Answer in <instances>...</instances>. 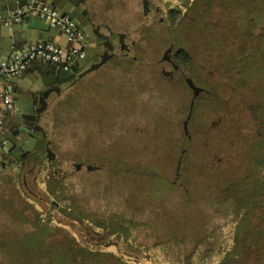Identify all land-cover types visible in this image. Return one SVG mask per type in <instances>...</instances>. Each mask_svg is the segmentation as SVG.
Listing matches in <instances>:
<instances>
[{
  "label": "rangeland",
  "instance_id": "374dc122",
  "mask_svg": "<svg viewBox=\"0 0 264 264\" xmlns=\"http://www.w3.org/2000/svg\"><path fill=\"white\" fill-rule=\"evenodd\" d=\"M125 1L129 49L48 97L54 156L0 171V264H264V0Z\"/></svg>",
  "mask_w": 264,
  "mask_h": 264
},
{
  "label": "water",
  "instance_id": "95a60500",
  "mask_svg": "<svg viewBox=\"0 0 264 264\" xmlns=\"http://www.w3.org/2000/svg\"><path fill=\"white\" fill-rule=\"evenodd\" d=\"M38 3L51 4L57 7L63 14L70 16L89 42V49L86 57L79 59V61L72 64L69 69H63L51 61L40 59L41 63L36 64L43 67L45 72L36 78L39 83L36 89L28 91L29 89L20 87L22 86L20 83V76H8L2 70V63L12 61L9 55L14 50L27 48L31 43L40 41L37 38H33L32 35L30 36L28 31L29 28L44 29L48 32L47 35L51 32L52 28L59 30L58 27L52 26L39 15L30 14L28 12L19 14L17 12V8L19 7L25 5L35 6ZM88 4V0H0V83H2L3 86L9 83L7 87L12 92L13 104L17 107V112L22 114V116L17 114L14 118L16 124L15 134L21 136L24 142L23 148L26 151V146L29 147L28 151L32 150L34 146L33 138H37L40 141V145L37 147L35 146V148L40 150L46 148L47 153H49V159L54 156V152L50 147V141L47 139L45 129L36 122L37 119L41 118L42 113L47 107L50 90L44 92L46 87L52 84L57 86L59 82L69 79H73V82H75L78 78L100 67L111 58L115 52L114 41L110 38V34L113 30L108 26L109 33H106L102 24L97 23L98 18H92ZM23 30L26 33L25 35L21 32ZM117 34L119 36L121 50H124L125 46H127L124 40L125 33ZM43 40L46 41L47 38ZM101 46L105 48L102 53L99 52ZM95 55L99 56V60L93 61ZM86 64H89L88 67L78 72L80 68ZM187 81L190 87L193 88V100L191 102L192 110L194 98L198 94L200 87H198L191 78H187ZM21 97H24V99L21 100ZM39 104L41 105L39 106ZM21 117L25 119L21 120ZM184 124L186 129L187 120H185ZM37 130H40L43 135L40 136ZM3 137L4 135L0 134V140H4ZM20 145L21 142H17V146ZM6 146L11 147L9 143H6ZM3 147H0V171L12 163V160L9 159V153L17 156L13 153L14 151ZM18 150L20 151L19 148ZM80 166L81 164H77L78 168ZM94 166V164H90L88 168H93Z\"/></svg>",
  "mask_w": 264,
  "mask_h": 264
},
{
  "label": "built area",
  "instance_id": "2783aa9c",
  "mask_svg": "<svg viewBox=\"0 0 264 264\" xmlns=\"http://www.w3.org/2000/svg\"><path fill=\"white\" fill-rule=\"evenodd\" d=\"M19 14L28 12L39 15L52 26L62 29L67 40L71 42L69 46H63L54 41H37L31 43L27 49L16 55L14 60L2 63V70L8 76H19L28 67L29 63L35 59L51 61L63 69H69L72 64L79 59L85 58L89 49V43L84 34L78 28L75 21L68 15L63 14L57 7L48 3H38L35 6L25 5L17 8ZM0 99L7 110H13L14 104L9 90L0 87ZM4 119L0 114V127Z\"/></svg>",
  "mask_w": 264,
  "mask_h": 264
},
{
  "label": "flooded vegetation",
  "instance_id": "af4514ba",
  "mask_svg": "<svg viewBox=\"0 0 264 264\" xmlns=\"http://www.w3.org/2000/svg\"><path fill=\"white\" fill-rule=\"evenodd\" d=\"M116 0H108V2L107 3H105V0H88V8H89V12H90V14H91V16H92V18L94 17H97L98 19V21H97V23H100V24H102V26H103V29L106 31V33H109V30H108V26L112 29V26H111V24H110V18L108 17V16H106L105 15V6H107V5H110V4H114V3H116L115 2ZM127 2L128 1H125V2H123V4L127 7V8H139L140 6H141V10H142V14H143V16L145 17V18H147V17H149V15H151V14H154V15H157V14H159L160 12H161V8H162V6H161V4H158L157 3V1L156 0H139L137 3L136 2H131V1H129L128 2V4H127ZM160 2V1H159ZM171 11V10H170ZM108 18L106 21H104V19L105 18ZM167 19V16H165V15H161V16H159V20H161V21H165ZM113 30V29H112ZM117 33H125V37H124V40L126 39V32L125 31H117V32H112L111 34H110V38H111V40H113L114 41V45H115V48L116 47H118L120 50H121V44H120V42H119V36H118V34ZM125 42H126V40H125ZM127 43V42H126ZM128 44V43H127ZM101 49L99 50V52H103L104 50H105V48H103L102 46L100 47ZM125 48L126 49H129V46L127 45V46H125ZM172 49H173V46L171 45L167 50H166V52H165V54H164V56H163V60L165 61V62H168V63H170L171 65H172V67H173V69H174V71H176V72H181V74H182V76H184V79H185V82L187 83V85H188V87L192 90V98H191V101H190V105H189V114H188V116L190 115V110H191V102H192V100H193V88H191L190 87V85H189V83H188V81H187V78H191V77H186L185 76V73H184V71H182L181 70V66L176 62L177 61V58L175 57V58H173V56H172ZM94 58H99V56L98 55H95L94 57H93V60H94ZM163 69H164V71H165V68H164V65H163ZM80 71H82V69L80 68V70L78 71V72H80ZM167 73H169V72H167V71H165V74H167ZM170 75L172 76L173 75V72H170ZM192 79V78H191ZM193 80V79H192ZM194 82V81H193ZM73 83V79H69V80H67V81H63V82H59L58 83V85L56 86L55 84H52V85H48L47 87H46V89H45V91L44 92H46V91H49L50 90V92H49V96L52 94V93H54V92H59L64 86H68V85H71ZM200 91V90H199ZM199 91H198V93H199ZM48 96V97H49ZM197 96V95H196ZM196 98V97H195ZM195 98H194V101H195ZM194 104V103H193ZM41 104H39V106H40ZM44 113V112H43ZM43 113H42V116H43ZM42 116H41V118H42ZM41 118H39V119H37V123H39L41 126H42V124H41V122H40V120H41ZM35 126V125H34ZM35 128V127H34ZM37 133L40 135V136H42L43 135V133L40 131V130H37ZM45 133H46V131H45ZM47 135V134H46ZM48 139V138H47ZM38 140V139H37ZM40 145V141L38 140V142H37V145H34L33 147H32V150L31 151H29V152H22V153H20V154H16L17 156H14V154H12V153H9L8 155H9V159H11L12 161V163L10 164V165H12V164H15L16 162H18V161H20V162H24V160H25V158L27 157V156H29L30 154H32V153H34V152H37V151H42V152H44L48 157H49V153H47V151H46V148L44 149V150H40V149H36L35 148V146L37 147V146H39ZM34 148H35V150H34ZM10 165H8V166H10Z\"/></svg>",
  "mask_w": 264,
  "mask_h": 264
},
{
  "label": "crops",
  "instance_id": "0c3cea01",
  "mask_svg": "<svg viewBox=\"0 0 264 264\" xmlns=\"http://www.w3.org/2000/svg\"><path fill=\"white\" fill-rule=\"evenodd\" d=\"M46 21V20H45ZM29 33L30 36L32 35L33 38H37L40 41L45 38H47V40L49 41H54L57 42L63 46H69L71 44V42H69L67 40V37L65 35V33L62 31V29L59 28V30H55L52 28L51 32L47 35V31L44 29H31L29 28ZM23 32V34L25 35V31H21ZM89 43V42H88ZM27 48H19L14 50L12 53H10L9 57L10 60H14V58L16 57V55H21L22 52H24ZM36 63H41L40 59H35L33 61H31L27 67V69L21 74L19 75L21 77L20 83L22 84L23 89H29L33 90L36 89V87L38 86V79H36L37 77H39L40 75L43 74V72H45V69L43 67H41L39 64ZM9 83H6L5 86L2 85V83H0V87L1 88H5L7 90H9V92L12 95V92L10 91V89L7 87ZM24 97H21V100H23ZM17 107L14 105L13 110H7L2 103V100L0 99V114L2 115L4 122L3 125L0 127V134L4 135V140H0V147H6L11 151H14L13 153L16 154H20L23 151L24 152H29V147L26 146L27 151L23 148L24 146V142L22 141V138L20 135H16L15 134V129H16V124L14 122V118L15 116L18 114L19 116H22V114L20 112H17ZM25 119V118H24ZM21 117V120H24ZM41 122V120H40ZM34 145H37V138H33ZM21 142L20 146H17V142ZM6 143H9L11 145V147L6 146ZM23 144V145H22ZM3 147V148H4ZM18 148L20 149V151L18 150ZM35 150V148H34Z\"/></svg>",
  "mask_w": 264,
  "mask_h": 264
},
{
  "label": "trees",
  "instance_id": "16d2710c",
  "mask_svg": "<svg viewBox=\"0 0 264 264\" xmlns=\"http://www.w3.org/2000/svg\"><path fill=\"white\" fill-rule=\"evenodd\" d=\"M246 13V11H244V13L243 14H245ZM247 13H248V16H250L251 14L247 11ZM251 18L250 19H254V21H257V19L258 18H256V16H254V17H252V16H250ZM259 17V19H263V14H261V15H259L258 16ZM264 39V38H263ZM246 59V58H245ZM249 62L248 61H246V64H244V66L245 67H247V68H245L246 69V71L243 73L246 77H247V79H249V81H250V76H252V75H254V74H256V75H258V78H261V76H263V80H264V73L258 68V69H251L250 70V68H249ZM243 75V76H244ZM257 78V79H258ZM262 81V80H261ZM247 82H248V80H247ZM263 82V81H262ZM263 93H264V90L262 91ZM264 154V153H263ZM262 159H264V155L262 156Z\"/></svg>",
  "mask_w": 264,
  "mask_h": 264
}]
</instances>
